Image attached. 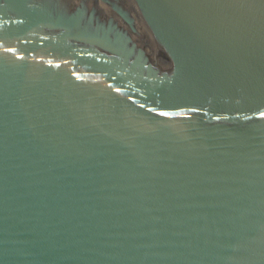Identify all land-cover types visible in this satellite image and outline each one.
I'll return each instance as SVG.
<instances>
[{"label":"water","instance_id":"95a60500","mask_svg":"<svg viewBox=\"0 0 264 264\" xmlns=\"http://www.w3.org/2000/svg\"><path fill=\"white\" fill-rule=\"evenodd\" d=\"M0 264H264V0H0Z\"/></svg>","mask_w":264,"mask_h":264}]
</instances>
